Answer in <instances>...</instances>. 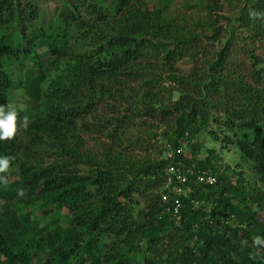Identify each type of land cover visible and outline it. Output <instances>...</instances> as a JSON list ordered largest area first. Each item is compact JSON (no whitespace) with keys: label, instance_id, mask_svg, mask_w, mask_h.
I'll use <instances>...</instances> for the list:
<instances>
[{"label":"trees","instance_id":"16d2710c","mask_svg":"<svg viewBox=\"0 0 264 264\" xmlns=\"http://www.w3.org/2000/svg\"><path fill=\"white\" fill-rule=\"evenodd\" d=\"M120 1L114 13L95 0H61L47 22L30 0H0V108L22 89L25 107L39 111L22 153L21 114L14 135L0 140V158L9 159L0 172V264H37L41 256L43 264H264V189L251 194L222 172L211 161L215 149L200 163L178 152L188 141L196 154L192 142L205 130L260 166L264 187V67L252 49L264 44V0H228L229 24L237 21L252 40L251 65L232 55L238 29L214 17L219 0H185L200 14L175 19ZM84 134L98 136L95 151ZM170 149L173 157L162 159ZM180 161L187 181L172 175L185 193L172 194L178 219L161 192L169 163ZM200 169L217 182L197 181ZM38 202L35 216L21 214ZM141 205L139 225L133 210ZM55 208L69 211L67 228L30 224ZM99 235L114 239L110 249Z\"/></svg>","mask_w":264,"mask_h":264},{"label":"rangeland","instance_id":"374dc122","mask_svg":"<svg viewBox=\"0 0 264 264\" xmlns=\"http://www.w3.org/2000/svg\"><path fill=\"white\" fill-rule=\"evenodd\" d=\"M31 2L37 4V8L39 7L40 9V14H41V21L46 20L47 22L55 15L57 14L58 11V5H60L61 0H30ZM98 4L104 6L105 9L108 11L116 12L118 7L120 6V0H95ZM220 5H222L223 11L220 12L218 15L216 14L214 17H217L219 21L227 25L229 28H236L238 29L239 25L237 21L233 22L232 24H229L227 18H234L235 13L233 12V7L230 5V2L228 0H219ZM134 2H141L143 5L146 4L148 5L149 9L151 10L154 8H162V10L165 11V14L169 16L170 19H175L179 16L182 15H187L190 17L196 16L200 14L199 5H195L193 3L190 6H187L185 3V0H134ZM256 0H250L248 4L252 6ZM203 15V14H202ZM229 24V25H228ZM189 25V24H188ZM237 36L239 39L235 42L233 45V57L240 59L241 61L247 63L248 65H251L254 61L252 59V53L249 52L248 47L245 43H251V39L244 37L245 34H247V31L245 29L239 28ZM227 40V37H225L224 42ZM211 50H214L215 48H219V45H208ZM222 47V46H220ZM255 51V54L257 55L258 58H263L262 59V64L259 65V67H264V44L261 42L256 43L255 48H252ZM46 57V56H44ZM180 68H183V72L185 75L188 73L186 70L189 69V64L186 62L180 63L179 64ZM183 75V74H182ZM187 77V76H186ZM174 98L177 99L179 93H174ZM27 106V97L25 96V93L22 89L16 90L13 97L11 98V101L3 108L5 112H7L9 109L14 108L16 110L17 114L22 115V120L23 122L20 125V133L18 137V152L22 153V149L25 146L26 142V134H25V129L26 126L29 124V122L34 119L37 113L39 111H34L31 110L30 107H25ZM159 118V117H158ZM145 120H149L151 122V118H145ZM158 121H156V125L158 124ZM153 123V121H152ZM210 128L211 130H215L218 135H222L223 131L221 127H218V125H213ZM160 133L164 130L163 128H160ZM230 136H233V132H229ZM95 134H90L89 137L87 134H84L83 139L86 140V145L85 147L87 149H90L92 151L96 150V147L93 145L95 144L96 141H98V136H94ZM193 147L198 151L196 154H192L190 143L188 141L185 142L183 146V151L185 154H187V157L192 160L194 163H200L201 160H205L207 156L209 155V149H215L216 150V158H212L211 161L212 163H216L217 166L220 168V170L223 171H229V174H232L235 178V180L238 182V185L245 186L248 192L251 194H255L256 190L259 189H264L262 182L259 180V169L260 166H251L249 162H246L243 157L241 156L239 150L237 147L234 145H230L229 148L224 145L220 140L215 139L211 134H205V130H203L198 137L197 141L192 142ZM225 146V147H224ZM100 147V143L98 145V148ZM97 148V150H99ZM140 158V153H137ZM168 151L166 150L164 156H162V159L167 160L168 159ZM196 155V156H195ZM153 156L157 157V153L154 152ZM195 156V157H194ZM231 169H235V174L231 172ZM15 178L11 176V178H7V180L2 181V183H8ZM153 192V191H152ZM4 203L5 201L3 199H0V210L2 211L4 208ZM40 202H38L36 205H31L30 208H23L21 210V214L23 213V216H28L31 215L35 216L36 212L33 211L32 209H35L38 207ZM142 206L136 207L133 211V216L134 218L137 219L139 225L144 223L145 220L143 219V216L138 213V210H142ZM32 208V209H31ZM210 208V206H209ZM33 211V212H32ZM42 216V215H39ZM24 218V217H23ZM53 219H57L55 224H53ZM46 222H50V229L55 228L58 225H61L63 227H68L70 220H69V211L66 208H55L54 212H51L49 215L45 217H41L38 219L36 223L30 222L31 225H42L45 224ZM99 238H102L101 235L98 236ZM114 239L112 237L104 236L102 238V244L104 247L110 249V246L112 245ZM126 248L123 246L122 250H125ZM43 260L36 259L37 264H43L44 263V258L45 256H41Z\"/></svg>","mask_w":264,"mask_h":264},{"label":"built area","instance_id":"2783aa9c","mask_svg":"<svg viewBox=\"0 0 264 264\" xmlns=\"http://www.w3.org/2000/svg\"><path fill=\"white\" fill-rule=\"evenodd\" d=\"M179 151L182 152L183 149L180 148L178 150V152ZM183 153H184V151H183ZM173 154H174V152L171 149L168 150V154H167L168 155V159L172 158ZM184 166H186L185 163H183L181 161L179 162L178 165H176V164L174 165V164H170L169 163L168 169L166 171L167 176H169V179L166 182V184L164 186V189L161 192L163 201H167L168 199L174 200L175 208H176L175 214H176L178 219H179V214L178 213H179V209H180V206H181V202L178 201L177 197H175L172 194L180 196V195L185 194V193L182 192V189L180 187H176L173 184L172 175H177L178 182H182V183L186 182L187 181V177L182 175V173L184 171ZM186 169H187L188 172H191L193 174V168L192 167H188ZM197 181H200V182H203V183H216L217 182V174L213 173L212 170H208V169L201 170L200 169V171L197 174ZM166 190H169V191H166Z\"/></svg>","mask_w":264,"mask_h":264},{"label":"clouds","instance_id":"9594fccd","mask_svg":"<svg viewBox=\"0 0 264 264\" xmlns=\"http://www.w3.org/2000/svg\"><path fill=\"white\" fill-rule=\"evenodd\" d=\"M16 115L14 108L9 109L7 112L0 108V140L9 139L14 135ZM8 165V158H0V172L5 171Z\"/></svg>","mask_w":264,"mask_h":264}]
</instances>
